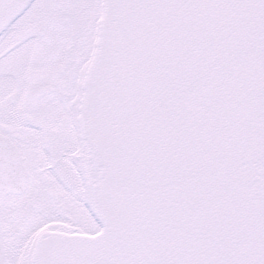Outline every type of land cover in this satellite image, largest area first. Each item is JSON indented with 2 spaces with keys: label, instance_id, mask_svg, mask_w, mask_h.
Segmentation results:
<instances>
[{
  "label": "snow or ice",
  "instance_id": "1",
  "mask_svg": "<svg viewBox=\"0 0 264 264\" xmlns=\"http://www.w3.org/2000/svg\"><path fill=\"white\" fill-rule=\"evenodd\" d=\"M0 264H264V0H0Z\"/></svg>",
  "mask_w": 264,
  "mask_h": 264
}]
</instances>
